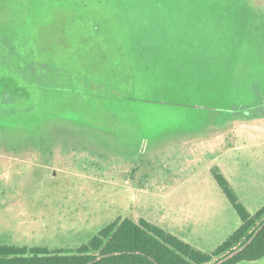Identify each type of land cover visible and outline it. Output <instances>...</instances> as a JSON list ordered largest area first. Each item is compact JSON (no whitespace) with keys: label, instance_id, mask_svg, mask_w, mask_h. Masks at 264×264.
<instances>
[{"label":"rangeland","instance_id":"1","mask_svg":"<svg viewBox=\"0 0 264 264\" xmlns=\"http://www.w3.org/2000/svg\"><path fill=\"white\" fill-rule=\"evenodd\" d=\"M212 166L264 203V0H0V244L129 217L209 252L240 224Z\"/></svg>","mask_w":264,"mask_h":264},{"label":"trees","instance_id":"2","mask_svg":"<svg viewBox=\"0 0 264 264\" xmlns=\"http://www.w3.org/2000/svg\"><path fill=\"white\" fill-rule=\"evenodd\" d=\"M210 171L240 224L209 252L143 218L118 217L76 249L0 244V264H237L263 258L264 203L251 213L219 167Z\"/></svg>","mask_w":264,"mask_h":264},{"label":"crops","instance_id":"3","mask_svg":"<svg viewBox=\"0 0 264 264\" xmlns=\"http://www.w3.org/2000/svg\"><path fill=\"white\" fill-rule=\"evenodd\" d=\"M198 248V247H197ZM264 258V257H263ZM263 258H261V259H263ZM261 259H259V260H261ZM259 260H256V261H249V262H257V261H259ZM241 263H244V261H241V262H239V263H237V264H241Z\"/></svg>","mask_w":264,"mask_h":264}]
</instances>
